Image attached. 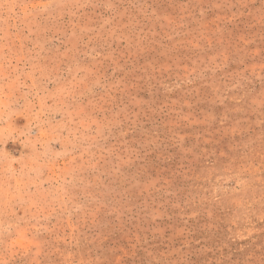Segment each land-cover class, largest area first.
I'll use <instances>...</instances> for the list:
<instances>
[{
	"label": "rangeland",
	"instance_id": "rangeland-1",
	"mask_svg": "<svg viewBox=\"0 0 264 264\" xmlns=\"http://www.w3.org/2000/svg\"><path fill=\"white\" fill-rule=\"evenodd\" d=\"M0 264H264V0H0Z\"/></svg>",
	"mask_w": 264,
	"mask_h": 264
}]
</instances>
